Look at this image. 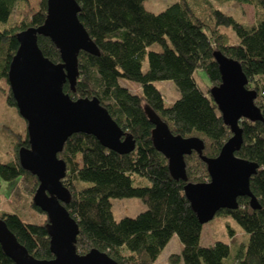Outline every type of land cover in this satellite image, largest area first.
<instances>
[{
    "label": "trees",
    "instance_id": "1",
    "mask_svg": "<svg viewBox=\"0 0 264 264\" xmlns=\"http://www.w3.org/2000/svg\"><path fill=\"white\" fill-rule=\"evenodd\" d=\"M27 1L0 0V81L8 82L10 63L19 47L18 32L39 26L46 18L47 0H41L37 12L12 23L10 18L17 4ZM77 2L81 8L79 19L100 53L80 52L75 90L69 82L64 84V90L75 99L97 97L136 141L134 151L121 154L105 147L92 134L76 132L59 152L67 164L62 181L72 195L67 208L79 225L77 251L85 254L97 248L120 264H154L176 234L184 247L181 254L170 255L172 264L181 259L185 264H264V0H179L158 13L147 10L144 0ZM224 4H251L255 19L239 21L220 8ZM229 27L238 36L237 43L222 31ZM38 43L45 56L56 63L62 61L60 50L50 37L39 35ZM154 44L161 49H152ZM217 50L241 63L248 88L257 91L255 103L263 115V120L240 121L243 143L237 152L259 164L250 186L260 207L253 208L250 198L242 196L237 209L218 212L233 216L249 234L246 250L231 263L226 261L231 253L228 243L200 244L204 224L184 191L189 182L209 180L206 162L193 151L185 155L187 180L173 177L167 157L154 145L155 125L145 109L150 106L173 134L201 138L203 154L217 156L232 136L211 96V88L222 81L214 56ZM197 69L209 75L206 91L194 77ZM121 79L134 81L141 92H131ZM158 80H173L181 96L167 105L155 85ZM6 102L18 111L10 88ZM24 125L20 131L8 123L2 129H8L6 136L13 155L0 161V179H19L18 187L33 196L38 178L24 169L18 158L19 149L29 146L26 120ZM133 174L147 178L149 184L135 185ZM112 197H138L148 208L136 216L116 220ZM31 202L46 215L34 204L33 197ZM0 218L29 253L42 259L54 257L46 228L47 215L44 220L31 222L17 212L0 210ZM0 264H16L1 243Z\"/></svg>",
    "mask_w": 264,
    "mask_h": 264
},
{
    "label": "water",
    "instance_id": "2",
    "mask_svg": "<svg viewBox=\"0 0 264 264\" xmlns=\"http://www.w3.org/2000/svg\"><path fill=\"white\" fill-rule=\"evenodd\" d=\"M80 9L77 0H47L44 22L17 34L19 47L10 63L8 82L19 114L27 122L29 137V146L19 149L18 158L22 167L38 178L33 202L47 215L46 228L54 257L42 259L29 253L0 218V243L16 264H120L97 248L85 254L77 251L79 225L67 208L72 195L62 181L67 164L58 156L67 139L76 132L92 134L105 147L121 154L136 148L133 135L123 130L97 97L75 99L64 90L66 82L75 90L80 52L100 53L79 19ZM39 35L52 39L60 50L61 62H53L44 55ZM214 56L222 81L211 88V96L232 131L217 156L203 154L205 146L201 138L173 134L150 106L145 107L155 125L154 145L167 157L173 177L187 180L185 155L193 151L207 164L209 180L189 182L184 187L203 224L220 210L237 209L238 198L242 196L250 198L253 208L260 207L250 186L259 164L237 155L243 143L240 121L263 120L261 108L255 103L257 91L248 88V78L238 60L219 50Z\"/></svg>",
    "mask_w": 264,
    "mask_h": 264
},
{
    "label": "rangeland",
    "instance_id": "3",
    "mask_svg": "<svg viewBox=\"0 0 264 264\" xmlns=\"http://www.w3.org/2000/svg\"><path fill=\"white\" fill-rule=\"evenodd\" d=\"M177 1L179 0H144V6L147 10L158 13ZM40 4L41 0H28L26 3L17 4L12 18H10L12 23H17L21 19L27 18L34 12H37L40 9ZM220 8L232 14L239 21L252 22L255 19L254 8L251 4L238 6L224 4ZM222 31H226L234 43L238 42V36L231 27L222 28ZM152 49L160 50L161 46L154 44ZM147 65L148 62L145 60L144 68ZM194 77L199 86L206 91L208 85H210L208 73L203 69H197ZM121 83L133 93L141 92L140 85L134 81L121 79ZM155 85L163 94L167 105L172 104L181 96V92L173 80H158L155 81ZM9 88V82L6 80L0 81V161H5L13 155V150L9 145V139L6 136L8 129L2 131L4 125L7 123L13 125L15 126L13 129L16 131L23 130L25 126V119L18 113L15 107L9 106L6 102V94ZM133 178L135 185L149 184L147 178L138 174H133ZM19 184V179L9 181L0 179V210L17 212L25 220L31 222L44 220L46 215L40 213L32 206L31 201L33 196L18 187ZM110 200L112 212L116 220L136 216L148 208L147 204L138 197H112ZM216 241H223L230 245L231 253L226 258V261L231 263L246 250L249 242V234L233 216L217 213L212 220L203 225L200 244L202 246H211ZM183 247L180 238L175 234L154 264H172L170 255L173 253L181 254ZM177 264H185V262L181 259Z\"/></svg>",
    "mask_w": 264,
    "mask_h": 264
},
{
    "label": "built area",
    "instance_id": "4",
    "mask_svg": "<svg viewBox=\"0 0 264 264\" xmlns=\"http://www.w3.org/2000/svg\"><path fill=\"white\" fill-rule=\"evenodd\" d=\"M263 95H264V92H263Z\"/></svg>",
    "mask_w": 264,
    "mask_h": 264
}]
</instances>
